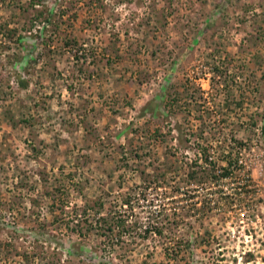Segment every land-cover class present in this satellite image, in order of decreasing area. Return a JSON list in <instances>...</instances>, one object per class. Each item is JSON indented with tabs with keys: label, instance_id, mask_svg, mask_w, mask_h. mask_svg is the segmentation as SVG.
<instances>
[{
	"label": "rangeland",
	"instance_id": "374dc122",
	"mask_svg": "<svg viewBox=\"0 0 264 264\" xmlns=\"http://www.w3.org/2000/svg\"><path fill=\"white\" fill-rule=\"evenodd\" d=\"M263 126L264 0H0V264H264Z\"/></svg>",
	"mask_w": 264,
	"mask_h": 264
},
{
	"label": "trees",
	"instance_id": "16d2710c",
	"mask_svg": "<svg viewBox=\"0 0 264 264\" xmlns=\"http://www.w3.org/2000/svg\"><path fill=\"white\" fill-rule=\"evenodd\" d=\"M32 3H34V1H32ZM35 4H37V3H35ZM50 14L51 13H49L48 16L46 17V19H45L46 22L50 21V16H49ZM24 85H25V83L21 82V86H24ZM152 101L154 102L153 103L154 106L159 107L161 105V103L159 101H155V100H152ZM262 130H263V134H264V126L262 127ZM222 148H224V147H222ZM222 154H223L222 158H224L223 159L224 164L218 165L216 160L213 159L212 156L209 155V153L203 152V154L201 156V161H203V163H199V162H196V163L198 164V166L201 170H204L205 172H207V174H205V176H200L198 174L197 169H195V167L189 166V168L187 169V174L189 175V177H197L198 178L197 183H196V187L193 188L194 191L198 192L199 189H197V188H199V186L203 185L206 182H211L212 185H215L216 182H218L222 178L234 179L236 177H239L240 174H242V171L244 170V164H243V161L241 160V158L239 157L240 155H239L238 151L233 153V150H227V151H223ZM243 173H245V171H243ZM246 176L247 177L249 176L248 172L246 173ZM163 178L166 179V176H163ZM214 188H216V187H214ZM214 188H212V186H209L206 189V191H204V194H202V196H200L201 198L198 197L197 194H194L196 197L199 198L198 201H200V205H198L197 202H195V208H196V210L198 209V211H200L203 215L206 214L208 209L216 207L215 206L216 201H215V197L213 195H215L217 191ZM194 195H193V197H194ZM122 203H126V204L130 205V207H132V200L129 199L128 197L124 198ZM89 208H94V207L88 205L87 203H84V207L82 210L84 213H86ZM116 211L117 210H115V212ZM162 211H166V210L163 209ZM123 215L124 214H122V213H119L117 215V214L110 213V212L107 214H102L101 212H99L98 210L95 209V211L92 214V219L86 218V221L89 224L88 227L95 228L101 234L109 235L111 233V235H113L115 233V232H113L115 229V226L118 227L119 232H122L123 230H130L136 226L135 224H134L135 225L134 226L131 223H125L126 218ZM166 217H168V216H166ZM147 222H148L147 224H141V230L144 233L148 234L150 231H153L154 233H159V234L163 233V226H162L163 224H161V222L160 223H158V222L153 223L150 221H147ZM72 228L74 230L81 231L82 230L81 223H78L77 226H73ZM115 236L118 240L121 236V233H119V234L115 233ZM170 243L171 242L169 240V242H166L165 246H163L164 252L169 258L172 257L174 260L178 259L179 258V250L181 251L182 246H180L178 244V246H176V248H175L174 245H172ZM181 257H183V256H181Z\"/></svg>",
	"mask_w": 264,
	"mask_h": 264
}]
</instances>
